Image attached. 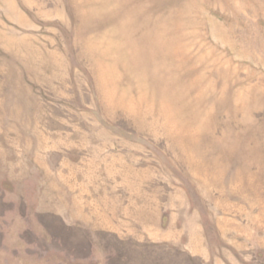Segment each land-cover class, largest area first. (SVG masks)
Wrapping results in <instances>:
<instances>
[{"label":"rangeland","instance_id":"374dc122","mask_svg":"<svg viewBox=\"0 0 264 264\" xmlns=\"http://www.w3.org/2000/svg\"><path fill=\"white\" fill-rule=\"evenodd\" d=\"M0 264H264V0H0Z\"/></svg>","mask_w":264,"mask_h":264}]
</instances>
